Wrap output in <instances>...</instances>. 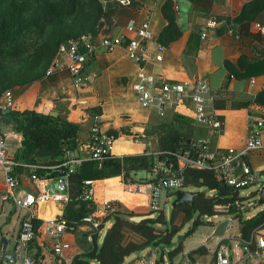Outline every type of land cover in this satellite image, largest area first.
<instances>
[{
    "label": "crops",
    "instance_id": "obj_1",
    "mask_svg": "<svg viewBox=\"0 0 264 264\" xmlns=\"http://www.w3.org/2000/svg\"><path fill=\"white\" fill-rule=\"evenodd\" d=\"M164 1L135 0L137 7L123 6L116 11L115 25L111 34L126 33L128 36H134L133 32L126 30V25L131 19H148L150 22L152 37L147 43L145 61L141 65L129 59L121 47L112 52L99 49L82 71L85 76L82 84L76 86L73 77L66 69L68 60L64 56L58 57L53 62L55 65L52 73L45 72L41 78L31 83L10 89L14 98V108L18 110L34 108L39 112L49 114L53 112V116H60L76 123L79 127L76 136L78 147L71 152L73 157L88 159L87 144L94 117H98L103 130L108 132L113 130L118 133L116 138L119 141L118 152L114 155L140 153L158 155L160 148L157 131L159 129L156 130V126L161 120H169L174 114L192 118V109L188 104L178 105L169 109L164 117H159L153 110L142 108L134 93L140 72L156 75L164 80L181 82H192L204 77L211 88L212 99L208 108L223 119L225 126L220 136L212 138V145L221 150L227 147L240 148L246 139L251 117L264 115V106L253 103L256 94L264 89V62L257 72L248 73L244 78H237L231 74L228 75L224 61L228 60L234 64L238 71L241 69L237 61L242 55L246 56L250 62L264 61V34L254 27L256 22L264 21V0L261 10L247 11L246 17L240 22H235L234 18L239 15L243 5L251 0H173L176 23L181 34L178 39L165 46L162 60L156 62L153 56L157 53V38L166 24L161 14V5ZM211 14L215 15L217 26L208 30L206 37L202 39L201 29ZM239 112L243 113L241 128L244 132L231 137L229 132L226 133L227 117L234 118L233 116H237ZM193 126V139L206 134L203 127L195 124ZM0 128L6 136L8 155L16 163V169L20 168L17 171L20 181L18 193L37 192L36 184L30 179L33 168L15 160L21 146L22 136L16 131L15 123L9 120L5 113L0 114ZM123 129H127L131 134H123ZM145 130L148 132L145 133ZM252 157L263 161L264 148L249 154L252 167L264 169V162L260 163L262 165L254 166ZM48 170L51 171V169ZM135 173H129L127 180L122 179L121 176L94 180L98 196L107 198L111 202L113 210L110 214L112 216L118 212L128 215V219L135 221L133 217L136 215L148 213L150 191L148 184L152 180V174L149 172V177L137 178ZM53 174L45 172L43 176H40L47 177L45 185L53 184ZM139 184L142 185L141 190L135 188ZM3 187V171L0 169V191ZM209 194L213 195L215 191L212 193L208 191ZM143 198L145 204H143ZM9 206L14 212L16 207L11 201L0 199V218L8 221L11 219V214L7 213L10 210ZM65 206L66 204L48 203L42 208L47 207L49 210L45 213L51 215L62 213L64 216ZM21 219L22 217L19 225ZM109 220L111 222L108 227L113 223L112 219ZM235 222L237 226L232 231ZM157 225L160 226V224ZM232 226L229 234H240L238 221H233ZM106 229L99 234V242ZM209 233L197 239L191 237L192 234L185 237L182 251L174 257V262L176 264H214L213 254L205 246ZM85 234L83 227L67 234V240L72 244L71 250L68 251L70 255L79 257L80 253L76 254L79 250L86 252L88 245ZM1 235L5 236L8 247L11 248L17 235L11 240V234L7 235L0 230ZM254 236L264 243V228L255 231ZM42 238L43 234L33 244V249H37L35 257L37 256L38 262L35 261V263L64 264L53 255L50 247ZM125 239L138 242L142 238L126 230ZM236 242V240H231L230 246ZM1 247L0 242V249ZM200 247L201 251L194 252ZM138 254L133 253L125 259L131 260ZM160 261L159 264H169L165 254Z\"/></svg>",
    "mask_w": 264,
    "mask_h": 264
},
{
    "label": "trees",
    "instance_id": "obj_2",
    "mask_svg": "<svg viewBox=\"0 0 264 264\" xmlns=\"http://www.w3.org/2000/svg\"><path fill=\"white\" fill-rule=\"evenodd\" d=\"M123 6L135 8L137 4L135 0H127L125 3L113 0H0V95L7 88L22 86L41 78L53 64L59 45L66 40L86 33H91L95 38L111 34L116 11ZM262 7L263 0L248 1L234 21L240 22L246 17L247 11H259ZM161 14L166 24L157 42L168 46L181 34L176 23L173 0L162 3ZM263 62H250L242 55L237 61L241 71L228 60L224 61V66L229 76L244 78L248 73L257 72ZM253 103L264 106V89L256 94ZM5 116L15 123L16 131L22 136L15 160L35 166L32 172L39 176L45 172L55 174L48 167L63 162L66 152H73L78 147L76 136L79 127L68 119L42 113L34 108L18 110L14 107ZM193 129L192 118L174 114L156 126L160 148L158 155H115L103 161L84 159L70 177L71 200L65 206L64 216L69 220H78L93 210L92 204L77 199L84 180L117 176L127 180L131 172L150 171L157 160L175 161L167 152L184 148L193 139ZM109 133L118 137L116 131L111 130ZM122 133L131 134L127 129H123ZM18 169L14 167L16 173ZM183 176V187L191 188L193 201L172 206L169 223L162 212L155 217L148 216V212L138 221H132L127 218L128 215L118 212L113 216L107 215L105 220L112 219V225L105 230L100 242V236L94 235L93 249L77 257L75 263L97 259L98 264H123L125 257L156 246L160 249L158 264L163 254L168 257L169 264H176L173 259L181 253L183 240L203 224L202 217L214 214L215 205L236 198L232 189L222 186L211 170L188 167L183 170ZM209 190H215V194L208 195ZM179 213L183 216L181 224L177 225L175 219ZM233 217L238 221L242 238H248L254 231L264 228V208L249 219L238 215ZM34 222L36 226L40 223L38 220ZM187 222H190L189 228L174 241L175 235ZM126 230L139 235L141 241H127ZM201 250L200 247L194 252ZM35 258L37 261V256ZM258 264H264V261Z\"/></svg>",
    "mask_w": 264,
    "mask_h": 264
},
{
    "label": "built area",
    "instance_id": "obj_3",
    "mask_svg": "<svg viewBox=\"0 0 264 264\" xmlns=\"http://www.w3.org/2000/svg\"><path fill=\"white\" fill-rule=\"evenodd\" d=\"M113 1L125 3L127 0ZM216 26L215 15H209L201 29L200 37L205 38L207 31ZM254 27L264 34V21L256 22ZM126 30L133 32L134 36L118 33L95 38L91 33H86L70 38L59 45L54 61L58 57H66L68 60L66 69L73 77L76 86L82 84L85 79L82 71L99 49L112 52L121 47L129 59L141 65L145 61L147 43L152 37L150 22L148 19H131L126 25ZM156 48L157 53L153 59L159 62L162 60L165 46L157 42ZM54 65L47 68V74L54 71ZM134 93L142 108L153 110L159 117H164L171 108L188 104L192 109V123L203 127L206 131L204 136L192 139L184 148L175 152H167L175 161H155L149 171L152 174V180L148 184L150 186L148 212L159 214L162 190L165 189L167 192V201L171 190L183 187V170L188 167L211 170L218 181L230 187L233 192L238 191L233 201L215 205L214 214L202 217H206L207 223H213L212 220L220 215H226L233 221H237L233 215L249 219L264 208V169L253 168L249 161L250 153L264 148V115L251 117L246 139L240 148L227 147L221 150L212 145L211 140L222 134L224 121L216 112L208 108L212 97L206 78L200 77L192 82H181L164 80L156 75L140 72ZM13 107L12 92L5 90L0 96V112L6 113ZM115 139L113 134L101 128L98 117H94L89 130L88 159L103 161L115 156ZM83 160L73 157L71 152H66V159L63 162L48 167L56 172L52 176L51 186L44 184L47 177H40L32 172L30 179L36 184L37 192L26 191L19 194L20 181L14 170L16 163L8 155L6 136L0 128V169L3 171L4 182V187L0 191V199L11 201L14 207L25 211L16 237L18 241L17 260L3 263L0 261V264H35L37 249H33V244L42 234V239L50 247L53 255L64 264H98L97 259L75 263L78 256L69 254L68 251L71 250L72 244L67 240V234L83 227L86 231L85 240L88 245L86 251L92 250L94 235H99L111 222L105 220L113 210L111 202L107 198L98 196L94 180H84V186L77 197V199L92 204V211L78 220H69L62 213L61 215L52 214L50 217L43 216V213L49 210L47 207L42 208V205L48 203L65 205L71 200L70 177ZM29 166L35 168L33 165ZM248 186H254L255 190L241 196L240 189ZM135 188L141 190L142 185L139 184ZM213 191L215 190H209V193ZM209 195L212 196V194ZM255 206H259V210L251 212ZM35 220L40 221L38 226L35 225ZM229 231L224 236L228 240L227 244L221 243L222 238H216L205 244L213 254L214 264H257L264 261V243L254 236L255 231L248 238H242L240 234H229ZM231 240L237 242L230 246ZM78 253L83 255L85 252L79 250L76 254ZM159 254L158 247H149L131 260L124 259L123 264H157ZM1 255L0 249V257Z\"/></svg>",
    "mask_w": 264,
    "mask_h": 264
},
{
    "label": "rangeland",
    "instance_id": "obj_4",
    "mask_svg": "<svg viewBox=\"0 0 264 264\" xmlns=\"http://www.w3.org/2000/svg\"><path fill=\"white\" fill-rule=\"evenodd\" d=\"M10 89L11 88H7V90H10ZM236 115L237 116H233L234 118L227 117V120L228 121L226 123V133L229 132L228 134H230L231 137L232 136L236 137L238 134H243V132H244V130L241 128V125L243 123V119H242L243 113L239 112ZM224 128H225V126H224ZM223 131H224V129H223ZM118 144H119V141L115 139V142H114V153L118 152V150H117ZM251 159L253 161L252 164L254 166L257 165V164L262 165L260 163H263L264 162V160L263 161L256 160L255 157H252ZM135 175H136L137 178L138 177H149L150 176V173L148 171H146V170H140V171H137L135 173ZM181 189L186 190V191H190L191 190V188H184V187H182ZM254 190H255V187L254 186L243 187V188L240 189V195L241 196H245L247 193L253 192ZM174 191L175 190H171L170 191V195H169V197H168V199H167V201H166L163 209L160 210V212H162V214H163V216H164V218H165V220H166L167 223H169V221H170V215H171V211H172L171 202L173 200V194L172 193H174ZM143 195H142V197L145 196V195L144 196ZM143 202H144L143 204H145L144 198H143ZM57 204L58 205H62L61 203H57ZM11 206H9L10 210L7 211L8 214H11V219L8 221V220H5V218H2L1 217L0 218V230H1V232L5 233L7 235H10L11 234L12 235L11 236V240H12L13 237H16V235H17L19 220H20L21 217H23L25 215V211H23V210L19 209L18 207H16L15 208V211L12 212L11 211ZM258 210H259V206H255L251 210V212H257ZM145 215L144 214L136 215L135 217H133V220L137 221V220L143 218ZM148 216L155 217L156 215L149 212ZM182 216H183V214L182 213H179L178 216L176 217L175 223L177 225H180L181 224ZM224 218H226L225 215H220L218 218L212 220L213 223H207L206 222V217L202 218L203 224L200 225L196 229L195 233H193L191 235V237L197 239V238H200V237L204 236L205 234L211 232V230L213 228V224L215 225L216 223H218L220 220H222ZM182 226L183 227L178 232V234L175 235L174 241H176L180 236L184 235V233L186 232V230L190 226V222H187V223H185ZM236 226H237V223L235 222L233 224L231 230L234 231L236 229Z\"/></svg>",
    "mask_w": 264,
    "mask_h": 264
},
{
    "label": "water",
    "instance_id": "obj_5",
    "mask_svg": "<svg viewBox=\"0 0 264 264\" xmlns=\"http://www.w3.org/2000/svg\"><path fill=\"white\" fill-rule=\"evenodd\" d=\"M0 114H2L0 112ZM51 115H54V113L52 112ZM222 186H225L222 183ZM238 193V191H234L233 195L236 196ZM166 190H162L161 192V201H160V208L161 210L163 209L165 203H166ZM193 201V194L190 191H186L183 189H177L174 191L173 193V200L171 202V205H181L183 203H192ZM43 206V205H42ZM233 220L230 217H226L222 220H220L218 223H216L211 232L208 234L207 238H206V243H209L210 241H213L216 238H222L221 239V243L222 244H227L228 240L224 237L225 234L231 229ZM0 242L2 244L1 247V252L2 255L0 257V261L1 263H3L4 261H16L17 260V246H18V241L15 238L14 243L12 245L11 248L8 247V241L5 238V236L1 235L0 236Z\"/></svg>",
    "mask_w": 264,
    "mask_h": 264
},
{
    "label": "bare ground",
    "instance_id": "obj_6",
    "mask_svg": "<svg viewBox=\"0 0 264 264\" xmlns=\"http://www.w3.org/2000/svg\"><path fill=\"white\" fill-rule=\"evenodd\" d=\"M50 215H51V214H49V213H43V216H44V217H50Z\"/></svg>",
    "mask_w": 264,
    "mask_h": 264
}]
</instances>
